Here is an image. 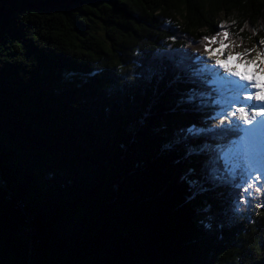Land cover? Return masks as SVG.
<instances>
[{"label":"trees","instance_id":"16d2710c","mask_svg":"<svg viewBox=\"0 0 264 264\" xmlns=\"http://www.w3.org/2000/svg\"><path fill=\"white\" fill-rule=\"evenodd\" d=\"M205 37L264 45V0H0V256L264 264V200L236 212L222 148L188 138Z\"/></svg>","mask_w":264,"mask_h":264},{"label":"rangeland","instance_id":"374dc122","mask_svg":"<svg viewBox=\"0 0 264 264\" xmlns=\"http://www.w3.org/2000/svg\"><path fill=\"white\" fill-rule=\"evenodd\" d=\"M224 45H227L228 47L223 48V54L216 52L215 55H210V53L205 50V46L203 51L200 52L201 54L199 53L194 56L197 63L195 67L201 72L197 74V77H200L201 75L216 77L218 88L216 92L212 93L216 95L217 98L213 97V102L208 103L206 106L207 113L203 114H211L209 119H204L205 123L202 128L203 131L201 130L199 133L196 131L188 138L195 137L198 134L200 138L208 136L209 141L204 142V144L209 145L210 150L208 157H211L213 153L216 155V149L218 150L222 148L224 160L227 161L226 170L227 172L232 173V175L219 182H215L214 178H211L210 180L208 179V181L220 184V186H224L225 184L233 186L236 182V175L239 179V188L237 191L238 198L235 201L236 212L244 214L247 209L251 208L252 213H254L252 207L259 209L261 201L264 200L263 197L260 196L261 194L264 195V131L253 133L248 139L247 136H245L247 134L241 129L255 128L257 122L264 120V117L258 116L252 124H246L236 110L241 106L260 104L262 102L246 99L249 94L255 93L257 89H253L249 82L239 80V77L231 75L229 70L225 67L218 66L215 61L217 59L222 61L226 60L228 55L237 57V59L229 64V67L232 68V70H238L240 72L247 71L250 75L254 74L256 77H259L261 84L264 85V45L258 46L249 43L237 46H229L228 44ZM207 46L212 51L221 49L222 47L221 43H215L214 47L213 44ZM246 50L249 51V55L238 56V54L243 53ZM258 53L260 54L259 56ZM247 61H254V63H246ZM237 65H239L238 68L236 67ZM221 78L239 81L240 84H247V91H240L238 94L230 90L222 92L220 89ZM251 83H255V80L251 81ZM237 95L239 97V103H225L223 97L235 98ZM200 99L208 100L207 96H202ZM256 110L259 109L246 108L249 117L251 116L252 111ZM213 112H216V114L221 117L215 116ZM226 118L228 120H226ZM234 124L239 125L240 128L234 127ZM182 140L185 141L187 139ZM220 145H222V147ZM216 170L217 168L213 171V177ZM257 176H259L258 179ZM249 185L252 186L249 187ZM245 188H247V191L244 190ZM248 204H251L252 207ZM18 236L22 244L26 245L31 243V245H33V240L29 238L31 237V234L28 229L22 228L18 233ZM0 263L9 264L8 258L0 256Z\"/></svg>","mask_w":264,"mask_h":264},{"label":"snow or ice","instance_id":"6c2138e0","mask_svg":"<svg viewBox=\"0 0 264 264\" xmlns=\"http://www.w3.org/2000/svg\"><path fill=\"white\" fill-rule=\"evenodd\" d=\"M221 27H223V25H221ZM222 36L224 38H227L228 32L227 31L223 32ZM204 39L208 41V45L217 42L215 37H213V38L205 37ZM261 43H264V41H261ZM221 45H222L221 49H217L215 51H212L206 45L205 50L208 51L210 53V55H215L216 52H220V54H223V48H226L228 46L224 45L222 41H221ZM249 54H250L249 51L246 50L245 52L238 54V56H246ZM259 55L260 54L258 53V56ZM235 59H237V57H234L232 55H228L226 60L222 61V60L217 59L215 61V63L220 67H225L227 70H229L231 72V75L239 77V80L249 82L251 84L252 88L257 89V91L254 94H249L246 97V99L257 100V101H261L262 103L241 106L236 110L246 124H252L256 117L264 116V85L261 84L259 77H256L254 74L250 75L247 71L240 72L238 70H232V68L229 67V64ZM246 63H254V61H247ZM236 67L238 68L239 65H237ZM216 75H219V74H216ZM253 80H255V83H251V81H253ZM247 88H248L247 84H240L239 81L228 80L227 78H221V81H220V89L222 92L225 90H230V91L238 94L240 91H247ZM223 98H224L226 104L239 103L240 102L238 95L235 98H227V97H223ZM190 99H191V97H190ZM246 108H253V109H259V110L252 111L251 116L249 117V114L247 113ZM234 127L240 128L239 125H235V124H234ZM241 130L244 131L247 135H251V134H253L255 132H259V131H264V120L257 122L255 128L241 129ZM194 131H197V130L195 128L189 129L190 133L194 132ZM258 178H259V176H257V179ZM197 183L198 182L195 180L189 181L190 187L193 188V198H195V196L197 194H199V192L202 190V189L197 187ZM251 186L252 185H249V187H251ZM244 190L247 191V188H245Z\"/></svg>","mask_w":264,"mask_h":264},{"label":"bare ground","instance_id":"6f19581e","mask_svg":"<svg viewBox=\"0 0 264 264\" xmlns=\"http://www.w3.org/2000/svg\"><path fill=\"white\" fill-rule=\"evenodd\" d=\"M253 89H255V88H253ZM251 94H254V93H251ZM264 117V116H263ZM245 136H247V138L249 139V137H250V135H245Z\"/></svg>","mask_w":264,"mask_h":264}]
</instances>
